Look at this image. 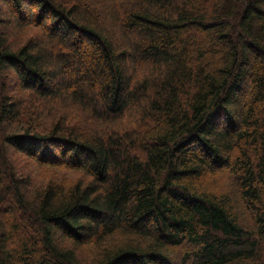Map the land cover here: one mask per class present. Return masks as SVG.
I'll return each instance as SVG.
<instances>
[{
	"label": "trees",
	"instance_id": "trees-1",
	"mask_svg": "<svg viewBox=\"0 0 264 264\" xmlns=\"http://www.w3.org/2000/svg\"><path fill=\"white\" fill-rule=\"evenodd\" d=\"M0 264H264V0H0Z\"/></svg>",
	"mask_w": 264,
	"mask_h": 264
}]
</instances>
